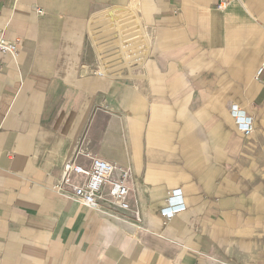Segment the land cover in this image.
<instances>
[{"label": "crops", "instance_id": "1", "mask_svg": "<svg viewBox=\"0 0 264 264\" xmlns=\"http://www.w3.org/2000/svg\"><path fill=\"white\" fill-rule=\"evenodd\" d=\"M1 38L0 264H264V0H0ZM93 157L129 210L62 183Z\"/></svg>", "mask_w": 264, "mask_h": 264}, {"label": "built area", "instance_id": "2", "mask_svg": "<svg viewBox=\"0 0 264 264\" xmlns=\"http://www.w3.org/2000/svg\"><path fill=\"white\" fill-rule=\"evenodd\" d=\"M220 7H225V3L221 4ZM20 41V38L14 40L0 39V67L2 56L9 54L17 57L19 55ZM262 70H264V62L261 67ZM235 110V114H238L236 119L238 126L246 135L250 134L253 130L250 116L247 115L245 110ZM114 171V164L101 157H93L89 167L68 160L63 165L61 181L64 184H72L76 177H80L79 184L74 187V197L88 206L95 208L99 204V198L105 199L107 195L120 208L129 210L131 208V203L128 199L130 189L127 184L129 171L123 170V175L119 179L113 178ZM182 208L181 203L176 204L167 211V215L171 216ZM134 217L139 219L138 211L134 212Z\"/></svg>", "mask_w": 264, "mask_h": 264}]
</instances>
